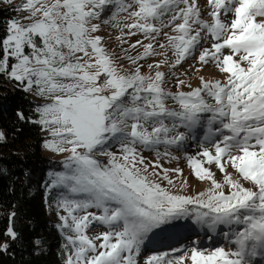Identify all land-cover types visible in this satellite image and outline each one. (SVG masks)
<instances>
[{
	"label": "snow or ice",
	"instance_id": "1",
	"mask_svg": "<svg viewBox=\"0 0 264 264\" xmlns=\"http://www.w3.org/2000/svg\"><path fill=\"white\" fill-rule=\"evenodd\" d=\"M15 11L27 22L5 21L0 76L44 100L16 119L46 131L45 148L69 153L45 185L57 190L63 264H139L142 250L163 240L182 246L146 254L143 264H264V0H24ZM102 25L120 30L121 44L138 33L149 42L131 44L143 48L135 56L127 48L116 56L97 34ZM153 56L163 59L149 70L192 58L224 79L200 77L188 92L177 80L172 93L165 72L142 73L140 62ZM189 140L200 149L186 157L191 172L209 182L195 195L181 194L187 181L172 191L169 173L182 170L161 163ZM15 215L4 232L12 241ZM94 226L106 230L90 235Z\"/></svg>",
	"mask_w": 264,
	"mask_h": 264
},
{
	"label": "trees",
	"instance_id": "2",
	"mask_svg": "<svg viewBox=\"0 0 264 264\" xmlns=\"http://www.w3.org/2000/svg\"><path fill=\"white\" fill-rule=\"evenodd\" d=\"M13 6L0 7V34L5 21L15 13ZM40 104L16 83L0 76V130L5 140L0 141V244L7 242V252H0V264H52L53 260L35 246L33 240L50 242L56 234L45 218L44 195L49 170L60 169V162L43 154L44 134L39 126L21 123L16 111L26 113ZM15 212L12 226L18 234L15 241L4 236L9 226V215ZM58 257L64 255L57 246Z\"/></svg>",
	"mask_w": 264,
	"mask_h": 264
},
{
	"label": "rangeland",
	"instance_id": "3",
	"mask_svg": "<svg viewBox=\"0 0 264 264\" xmlns=\"http://www.w3.org/2000/svg\"><path fill=\"white\" fill-rule=\"evenodd\" d=\"M24 2V0H12L11 3L5 2V0H0V7H6V6H13L14 8L18 7ZM199 3L202 5L205 3V0H199ZM24 15L20 12H15L13 14V17L11 19H16L21 22L26 23L27 21L24 20ZM207 19V13H204V17ZM125 33H127V29L124 30ZM98 35L102 36L104 38L103 43L105 47L108 49L110 53H115L116 56L123 55L122 49H129V54L135 56L138 54V52H142L143 48L139 45L137 46V49L132 50L129 46L131 44H134L137 40L143 41V43H148L149 41L144 39L143 34L138 33L135 36H128L124 35L122 38L127 40L128 43L121 44L120 41L117 39V37H121L120 30L112 27L111 25H102V30L97 33ZM159 42H165V38L163 36L158 37ZM157 51H162L159 49L158 44L156 45ZM198 55V53H197ZM163 59L161 56H153L149 57L140 63L143 64V67L141 69L142 73L148 74L150 71L154 74L155 71H163L166 74V82L164 84V87L167 91H170L172 93H175L178 91L177 89V80H183L185 81L184 85H181L179 90L188 92L192 89L199 87L201 85L200 77H204L206 80H215L220 79L223 80V75L219 72V70L212 64H209L207 66H201L196 60L189 58L186 62H183L181 65H178L174 68L169 67L167 65L161 66V68H153L149 70L148 64H154L155 62ZM169 59H174L171 57V53H169ZM118 63L122 64L126 69H131V65L127 60H119ZM196 69H200L197 71ZM188 85H191L189 87ZM31 97L39 102L40 104L44 103V100L40 97H37L34 93H29ZM207 99V97H206ZM213 101L209 100V103H212ZM170 108L177 107L172 101H168L167 104ZM209 114H205V118ZM206 122V119H205ZM183 130V129H181ZM3 131L4 135L5 132ZM197 132L200 133L199 139H202L203 132L201 129H197ZM44 139H43V154L49 157L51 160H57L60 162V169L57 170H49L50 171H62L63 170V164L62 162L65 160V158L69 155V153H56L53 152L47 148H45L44 144L46 140L51 139L49 134L46 131H43ZM197 141L196 140H189L186 142V146L177 151L175 149H172V155L176 156L177 159H170V158H164L161 160V163L163 167L165 168H180L182 170L181 175H177L176 173H169V175L174 179L176 187L171 189L172 191H179L181 189V183L182 181H187L186 184L183 185V190L181 194L185 195H195L196 193L205 190L209 186L208 181H200L192 174L191 169L187 163L186 157L188 155H194L196 154L200 149L197 147ZM112 151H118V146L111 149ZM161 151H163V147H161ZM143 155L148 158V160H154L155 154L150 151H144ZM100 159L106 160L105 157H101ZM206 167H209L208 165H205ZM213 171L217 174V179H222L223 174L219 173V171L215 168V166H210ZM227 172L232 173L234 179H239L238 174L235 173V170L232 169L230 166H227ZM245 187H252V185L249 182H243ZM166 186V182H164ZM56 191L52 190L51 193H49L46 189L45 195H44V204H45V218L47 221V224H50V227L56 234V239L51 238L49 244L43 243L41 244V247L38 248L40 251H44L47 253L48 256L53 260L52 264H63L64 261V255L61 254V256L58 257V251L57 246L60 244L63 245L64 240L63 236L60 232V230L56 227V225L59 223L58 216H57V210L55 207V197H56ZM94 211V210H93ZM63 214V213H61ZM186 223V222H185ZM106 229L103 226L96 227L94 226L90 230V235H97ZM183 231V230H181ZM187 235H191V233H186ZM205 233H201V236H204ZM215 242L217 244L223 243V241L216 237ZM205 244L208 243V241L205 240ZM172 246H182L179 244V241L177 240H163L161 243L157 244H148L147 248L142 250V256L139 258V264H143V256L146 254H150L153 252H161V251H171ZM261 258H259L260 260ZM254 263V262H253Z\"/></svg>",
	"mask_w": 264,
	"mask_h": 264
},
{
	"label": "bare ground",
	"instance_id": "4",
	"mask_svg": "<svg viewBox=\"0 0 264 264\" xmlns=\"http://www.w3.org/2000/svg\"><path fill=\"white\" fill-rule=\"evenodd\" d=\"M202 5H203V4H202ZM196 146H197V145H196ZM197 147H198V146H197ZM204 242H205V241H204ZM259 258H260V257H259ZM256 260H259L258 257L256 258ZM256 260L253 261V262H254L253 264H256Z\"/></svg>",
	"mask_w": 264,
	"mask_h": 264
}]
</instances>
